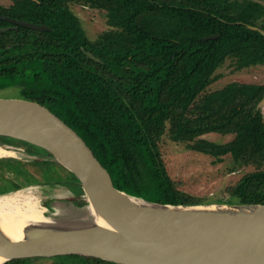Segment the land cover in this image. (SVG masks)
<instances>
[{
  "label": "trees",
  "instance_id": "trees-1",
  "mask_svg": "<svg viewBox=\"0 0 264 264\" xmlns=\"http://www.w3.org/2000/svg\"><path fill=\"white\" fill-rule=\"evenodd\" d=\"M13 1L0 13L49 29L0 18V28L12 26L0 32V88L27 85L32 91L23 98L46 105L74 128L120 189L163 204L199 203L176 187L162 159L158 140L168 122L173 140L194 142L192 149L217 160L231 154L243 164L264 161V83L231 82L196 102L226 58H235L237 67L264 64L262 2ZM69 1L105 9L117 29L89 42ZM205 132L235 137L196 140ZM225 202L264 204V169L243 176ZM52 210L51 216L68 211ZM83 258L86 264H121Z\"/></svg>",
  "mask_w": 264,
  "mask_h": 264
},
{
  "label": "water",
  "instance_id": "water-1",
  "mask_svg": "<svg viewBox=\"0 0 264 264\" xmlns=\"http://www.w3.org/2000/svg\"><path fill=\"white\" fill-rule=\"evenodd\" d=\"M0 18L15 26L49 29L45 24L1 13ZM86 53L100 60L91 51ZM0 137L18 139L48 152L73 173L91 206L109 223L99 226L78 219L67 227L39 224L27 228L24 239L18 241L0 236V256L5 262L77 255L121 264H264V204L175 205L131 195L116 186L111 172L74 128L33 100L0 98ZM210 205L254 206L261 212L239 220L214 219L208 214L211 211L163 210Z\"/></svg>",
  "mask_w": 264,
  "mask_h": 264
},
{
  "label": "rangeland",
  "instance_id": "rangeland-1",
  "mask_svg": "<svg viewBox=\"0 0 264 264\" xmlns=\"http://www.w3.org/2000/svg\"><path fill=\"white\" fill-rule=\"evenodd\" d=\"M258 1L264 4V0ZM13 4V0H0V8L6 11ZM66 5L79 20L91 43L99 41L106 32L117 29L109 23L105 9L92 7L82 1H69ZM231 82L264 83V64L237 67L235 58H226L212 74L210 83L197 97L196 102L198 103L205 94L219 90ZM31 91L27 85L14 84L0 88V98H23ZM169 126L168 122L164 134L158 140L162 159L176 187L197 199L199 201L197 204H230L225 200L230 197L232 187L243 176L264 169V161L262 164H243L236 162L231 154H226L222 160H217L210 154L194 150L190 147L194 142L173 140L170 137ZM234 137L233 133L205 132L196 140L226 143ZM0 147L8 150V154L0 155V196L10 195L19 200L29 198L35 201L42 213L58 224L55 227L72 226L73 220H81V217L90 213L91 203L82 185L73 173L54 160L48 152L34 148L24 141L7 137H0ZM60 206L67 207L68 211L65 215H49L55 211L52 209ZM3 264L86 263L81 256L66 255L10 261Z\"/></svg>",
  "mask_w": 264,
  "mask_h": 264
},
{
  "label": "bare ground",
  "instance_id": "bare-ground-1",
  "mask_svg": "<svg viewBox=\"0 0 264 264\" xmlns=\"http://www.w3.org/2000/svg\"><path fill=\"white\" fill-rule=\"evenodd\" d=\"M4 154H8V150L0 147V155H4ZM125 197L127 198L129 202L135 203L133 201L134 200L133 198L127 197V196ZM163 210L165 211H184V212L211 211L208 214L213 216L212 218L214 219H239V220L244 219L250 216L251 214H256V213L261 212L259 209H257V207H254V206L237 208V207L219 206V205L218 206L210 205V206H205V207L203 206L201 207L199 206H196V207H182V206L167 207V208H163ZM81 219L84 222L93 221L94 223H97V225L99 226H109V223L107 222V220L97 211V209L94 206H91L90 213L86 216L81 217ZM39 224L45 225V226H55V225L58 226L56 222L47 218L42 213V210L38 208V206L35 204V201L29 198H23L19 200V199H16L15 196H10V195L0 196V236L1 237H4L9 240H13V241L22 240L24 239L25 229L33 227V226H39ZM4 262H5V258L0 256V264H3Z\"/></svg>",
  "mask_w": 264,
  "mask_h": 264
},
{
  "label": "crops",
  "instance_id": "crops-1",
  "mask_svg": "<svg viewBox=\"0 0 264 264\" xmlns=\"http://www.w3.org/2000/svg\"><path fill=\"white\" fill-rule=\"evenodd\" d=\"M60 207H65V206H60Z\"/></svg>",
  "mask_w": 264,
  "mask_h": 264
},
{
  "label": "flooded vegetation",
  "instance_id": "flooded-vegetation-1",
  "mask_svg": "<svg viewBox=\"0 0 264 264\" xmlns=\"http://www.w3.org/2000/svg\"><path fill=\"white\" fill-rule=\"evenodd\" d=\"M17 26V25H16ZM9 27H11V26H9Z\"/></svg>",
  "mask_w": 264,
  "mask_h": 264
}]
</instances>
